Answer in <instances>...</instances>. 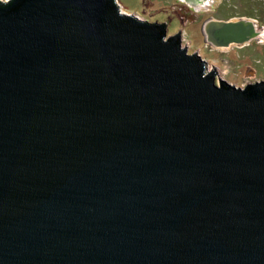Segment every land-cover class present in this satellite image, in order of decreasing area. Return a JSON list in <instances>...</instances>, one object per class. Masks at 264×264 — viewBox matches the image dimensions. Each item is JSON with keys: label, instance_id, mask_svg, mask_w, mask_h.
I'll return each instance as SVG.
<instances>
[{"label": "water", "instance_id": "95a60500", "mask_svg": "<svg viewBox=\"0 0 264 264\" xmlns=\"http://www.w3.org/2000/svg\"><path fill=\"white\" fill-rule=\"evenodd\" d=\"M170 22L0 0V264H264V79L217 76Z\"/></svg>", "mask_w": 264, "mask_h": 264}, {"label": "rangeland", "instance_id": "374dc122", "mask_svg": "<svg viewBox=\"0 0 264 264\" xmlns=\"http://www.w3.org/2000/svg\"><path fill=\"white\" fill-rule=\"evenodd\" d=\"M120 3L125 10L171 18L168 35L180 30L182 45L187 46L189 53L200 54L208 69L215 68L222 79L241 87L264 79V0H217L201 11L189 10L181 0H120ZM237 14L254 16L261 23L256 42L243 48H220L204 41L200 26L206 17ZM248 66L257 69V78L245 74Z\"/></svg>", "mask_w": 264, "mask_h": 264}, {"label": "flooded vegetation", "instance_id": "af4514ba", "mask_svg": "<svg viewBox=\"0 0 264 264\" xmlns=\"http://www.w3.org/2000/svg\"><path fill=\"white\" fill-rule=\"evenodd\" d=\"M185 7H187L189 10H195V11H201L203 8L206 7V9L208 7H211L217 0H206L205 2L202 1L203 3H199L198 1L196 2V4H190L188 1L186 0H181ZM200 4V5H199ZM205 6V7H204ZM203 7V8H202ZM240 19H246V20H251L253 21L256 25H257V28H260L261 29V23L258 22V20L253 16H249V15H246V14H237V15H223L222 17L220 18H217L215 17L214 15H210L208 17H206L202 23H201V26H200V32H201V36L202 38L204 39L205 41V35L202 31V27L203 25L205 24V22L207 21H210V20H215V21H229V20H232V21H238ZM257 20V21H256ZM260 36V32L258 33V35L256 36H253V37H248L247 38H243V39H240L238 41H228L227 42V47L229 46H232V47H239V48H243V47H246V46H249V45H252L254 42H256V40L258 39V37ZM211 44V43H209ZM212 45V44H211ZM214 46V45H212ZM214 47H220V46H214ZM226 47V48H227ZM221 48V47H220ZM245 74L246 75H249V76H255L257 78V69L254 67V66H248L245 70Z\"/></svg>", "mask_w": 264, "mask_h": 264}, {"label": "bare ground", "instance_id": "6f19581e", "mask_svg": "<svg viewBox=\"0 0 264 264\" xmlns=\"http://www.w3.org/2000/svg\"><path fill=\"white\" fill-rule=\"evenodd\" d=\"M205 2V1H204ZM197 5V4H196ZM200 5V4H199Z\"/></svg>", "mask_w": 264, "mask_h": 264}]
</instances>
